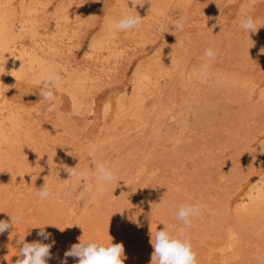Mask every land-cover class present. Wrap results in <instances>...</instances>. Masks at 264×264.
<instances>
[{
	"label": "rangeland",
	"instance_id": "374dc122",
	"mask_svg": "<svg viewBox=\"0 0 264 264\" xmlns=\"http://www.w3.org/2000/svg\"><path fill=\"white\" fill-rule=\"evenodd\" d=\"M242 7L255 33L240 27ZM136 12L139 29L109 31ZM0 14L62 78L53 112L30 72L0 84V220L21 217L0 234V264H16L23 238L55 241L47 264L81 240L122 243L124 264H150L151 233L182 229L185 203L204 205L188 230L197 264H264V193L249 200L264 177V0H0ZM97 164L116 180L77 200L64 166L95 185Z\"/></svg>",
	"mask_w": 264,
	"mask_h": 264
},
{
	"label": "clouds",
	"instance_id": "9594fccd",
	"mask_svg": "<svg viewBox=\"0 0 264 264\" xmlns=\"http://www.w3.org/2000/svg\"><path fill=\"white\" fill-rule=\"evenodd\" d=\"M135 5H143L145 0H131ZM240 15L244 18L240 23V27L249 33H255L257 28V21L246 13L244 7L240 10ZM143 19L137 12L136 14L124 15L119 20L107 21L109 31H124L139 29ZM184 19L180 18L173 22L174 30L183 31ZM205 63L202 65L201 74L207 77V69L209 67L208 61L214 59L216 53L212 48L204 50ZM61 76L55 70H49L43 76V87L39 92L40 98L48 102L47 111L53 112L57 109L55 89L61 83ZM8 87V86H7ZM78 111L69 113V116H78ZM98 145L90 144L89 149L91 152L98 150ZM64 171L68 173L69 179H78L82 184V189L78 193L76 199L83 200L86 193L92 188L98 194H103L108 191V186L116 180L115 172L111 166L105 164H97L93 173L95 185L89 183L88 173L86 171H79L76 167L64 166ZM67 194V193H66ZM38 195L41 199H47L52 195L51 188L46 180L44 186L39 189ZM70 195V194H69ZM157 209L166 206V201L162 199L160 203H156ZM204 205L200 203H185L179 207L175 213V218L178 222L183 224L175 235H173L167 226L163 230H156L155 234L151 233L150 243L153 246V253L150 264H197L196 253L193 250L191 239L188 236V230L192 226L194 218H198L202 214ZM10 222L0 220V234L8 231L14 227V223H18L21 219L19 216H10ZM38 236L44 240L50 238V234L46 233L43 228L37 233ZM20 259H17L16 264H47V260L51 259V248L54 246L55 241L52 243H42L35 241L26 243L23 239H18ZM68 257L78 258L77 264H124V246L122 243L113 244L112 241L108 244L99 243L93 240L82 241L73 244L70 249L65 251L64 260L62 264H67Z\"/></svg>",
	"mask_w": 264,
	"mask_h": 264
},
{
	"label": "bare ground",
	"instance_id": "6f19581e",
	"mask_svg": "<svg viewBox=\"0 0 264 264\" xmlns=\"http://www.w3.org/2000/svg\"><path fill=\"white\" fill-rule=\"evenodd\" d=\"M7 13H9V11ZM2 19H1V16H0V84H1V82H4V79L8 75H11L9 77H12V76L13 77L14 76L15 77H19L21 75H25L26 73L28 75H30L29 72L31 74H33V76H35V77H33L34 79L31 78L33 81L43 82V76L45 75V73L47 71L52 69L51 68L52 66L48 64L51 69L48 68V65H45L47 63H44L43 62L44 60L43 59L41 60L40 57L39 58L36 57L34 52L28 51L29 49L25 48L24 45H17L16 44V36L14 35L13 29L11 28V25H10L11 23L8 20H7V22H4V21H2ZM8 22L10 24H7ZM20 26L23 27V25H20ZM35 32H37V31H35ZM4 53L7 54V56H8L7 59L2 57V55L4 56ZM37 71L39 73H36ZM28 75H27V77H28ZM142 75H140V76L142 77ZM140 78H139V80H140ZM142 79L143 78H141V80ZM139 80L137 79V81H139ZM137 81H135V82H137ZM147 81H149V80H147ZM3 136H4V134H3ZM255 193H256V195H255ZM255 193H253L252 191H249V200L252 201V202H253V200L262 198V194L264 193V177L257 184L256 189H255ZM262 200L264 201V198L261 199V200H258V201L262 202Z\"/></svg>",
	"mask_w": 264,
	"mask_h": 264
}]
</instances>
